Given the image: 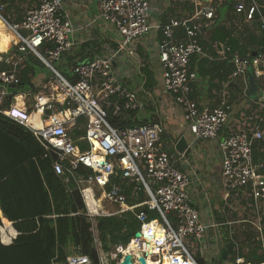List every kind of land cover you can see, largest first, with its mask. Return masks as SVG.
I'll use <instances>...</instances> for the list:
<instances>
[{
  "label": "built area",
  "instance_id": "built-area-1",
  "mask_svg": "<svg viewBox=\"0 0 264 264\" xmlns=\"http://www.w3.org/2000/svg\"><path fill=\"white\" fill-rule=\"evenodd\" d=\"M2 9L0 4V11ZM149 9V0H99V18L116 27L121 43L118 49L76 62L71 67V80L53 66L54 61L75 46L76 28L62 0H39L35 7L25 11L20 23L10 24L4 20L17 43L11 48L10 59L0 57V61L10 66L0 70V113L30 129L46 150L56 154L55 173L63 175L65 181L74 179L85 205V215L91 221L98 216L119 215L141 206L156 212L161 220L160 223L157 218L148 219L146 212L140 210L135 215L140 222L141 235H133L126 245H115L103 258L98 255L97 261L87 254H71L65 261L55 257L49 264H109L110 261L118 264L127 253L135 259L144 257L146 264L150 259L158 264L164 261L167 264H200L190 252L188 242H202L209 229H213L218 239L219 226L233 234L232 224L242 222L241 219H226L219 225L202 220L188 193L189 175L175 165L173 157L164 149L160 123L116 128L107 121L108 109L113 115H120L143 108L137 93L119 79L113 62L122 50L133 55L134 42L150 32ZM234 11L243 14L246 21L256 19L258 35L264 40V11L258 0H238ZM214 18V6L201 2L189 15L169 19L160 25L161 39L157 43L164 88L180 107L195 140L217 138L227 124L231 108L225 90L215 108L202 106L191 97L190 85L196 79V72L190 71L188 66L192 56H205L200 38ZM178 30H183L180 38H176ZM218 51L221 59L229 60L232 65L224 88L239 77L245 79L248 72L260 85L255 104L261 111L256 118L224 137L220 151L223 187L228 195L241 193L248 198V206L256 219L249 222L261 232L264 165L253 162L252 152L255 143H264V51L255 56H241L223 43L219 44ZM28 52L34 53L50 68V75L36 86L38 91L34 94L12 95L10 86L15 88L20 83L16 67ZM10 96L12 100L6 107ZM29 98L32 101L27 106L25 100ZM80 118L83 123L77 125ZM74 129L83 131L77 140L71 134ZM76 141L85 143L87 148L81 149ZM96 145L99 153H94ZM80 165L91 173L75 175L74 170ZM127 190L136 199L141 192L144 200L129 204ZM104 201L115 203L117 207L110 209ZM153 222L160 229L152 227ZM3 225L1 219L0 240L10 244L16 234L5 230V241ZM158 232L162 234L159 237L156 236ZM132 240L135 244L129 248ZM231 262L264 264V260L250 262L239 255Z\"/></svg>",
  "mask_w": 264,
  "mask_h": 264
},
{
  "label": "trees",
  "instance_id": "trees-1",
  "mask_svg": "<svg viewBox=\"0 0 264 264\" xmlns=\"http://www.w3.org/2000/svg\"><path fill=\"white\" fill-rule=\"evenodd\" d=\"M233 1L227 0L224 3L230 7ZM0 4H6L3 17L10 24L21 22L20 12L14 19L8 14L16 4L15 0H0ZM253 27L242 25L239 28L233 21L225 25L218 24L213 30L211 41L227 38L232 51L241 56L252 54L254 51L259 52L264 48V40L257 34L259 23L256 19L253 21ZM0 29H6L1 19ZM10 36L12 43L15 38ZM182 36L183 30H178L176 38ZM200 44L202 46L204 44L201 38ZM15 47L12 45L13 49ZM212 56L214 57L213 52ZM205 65L214 68L215 62L209 61L208 57L194 55L188 68L190 71H195L197 76V73L201 74V69ZM220 65L221 69H224L223 77H228L232 69H228L227 63L223 62ZM44 66L34 53H25L16 67L20 83L11 89L12 95L19 92L33 94L37 92L33 79L40 73L39 68ZM9 68V65L0 61V70ZM54 68L58 70L56 66ZM67 78L71 80V77ZM193 82L190 85L191 90ZM11 100L12 96L7 99L6 107ZM259 111L260 108L255 107L250 112L256 118ZM129 112H131L128 113L129 116L113 115L111 109H108L107 121L116 128L132 126L136 122L129 119L133 114L132 111ZM77 122V125H81L83 120L80 118ZM82 132L78 129L71 131L74 140H77ZM76 143L81 149L87 148L83 142L76 141ZM55 160L56 154L46 150L30 129L0 113V226L2 217H6L13 222L14 228L19 232L8 245L0 241V264H49L55 257L57 260L65 261L66 256L72 253L73 249L97 261L95 248L90 246L93 241L94 226L85 215V205L74 179L69 178L65 181L63 175L56 174L53 169ZM74 173L86 175L91 171L80 165ZM127 194L129 204L144 200L141 192L137 199L129 197V190ZM140 210L146 212L148 219L158 217L156 212L141 206L134 211H125L119 215L95 218L97 237L104 251H111L115 245H126L130 241L134 231L140 229V222L135 215ZM7 219H5L6 228L15 235L16 232ZM218 219L221 222L226 221L222 213ZM244 222L240 239L235 231L230 234L229 229L219 233L221 249L217 262L224 259L223 251L226 253V259L231 261L236 255L250 262L264 260V215L260 219L261 232L256 231L249 221ZM195 258L200 264H206L199 254L195 255Z\"/></svg>",
  "mask_w": 264,
  "mask_h": 264
},
{
  "label": "crops",
  "instance_id": "crops-1",
  "mask_svg": "<svg viewBox=\"0 0 264 264\" xmlns=\"http://www.w3.org/2000/svg\"><path fill=\"white\" fill-rule=\"evenodd\" d=\"M98 1L99 0H62L64 9L76 28L73 34V39L75 41L74 48L72 51L65 53L61 59L56 60L57 71L65 77H71V67L76 62L84 61L96 55L106 54L111 49H118L121 43L122 38L116 27L99 18ZM226 1L227 0H207L206 2L202 0H149L150 32L134 42L132 45L133 55H128L125 50H122L113 62L114 69L121 82L134 90L143 103V108L132 111L133 114L129 119L136 122V124L160 123L162 126L161 140L164 149L173 157L175 165L182 172L188 174L191 179L188 193L192 203L198 209L200 217L206 223H217L219 225L223 223L218 219L220 213L227 219L226 215L228 212H226V209L231 207L235 209L231 205L234 197L235 202L240 198L242 204L248 206L249 200L247 203H243V201L248 199L244 194L238 193L236 195L235 193H230L228 195L223 187L221 179L220 143L231 131L243 127L248 120L251 121L250 119L254 118L250 111L258 107L255 101L259 95L260 86L259 81L254 79L255 92L253 95L248 94L250 87L248 78L249 74H251L248 72L245 79L239 77L233 80L228 87H223L228 77H223L222 73L224 69H221L220 64L223 62L227 63L229 65L228 69H232V65L229 60L225 62L226 60L221 59L218 50L219 44H229L227 38L224 40L218 39L216 41H211L213 30L218 24L225 25L229 24L230 21H233L239 28H241L242 25L254 28V20L246 21L243 14L240 16L234 11V5L238 0L232 2L229 7V13L225 16L223 21L219 22L220 13L218 7ZM258 1L263 6L264 11V0ZM24 2L25 0H15L16 4H14L8 13L12 19L16 18V15L20 12L19 6L22 7ZM38 2L39 0H27L24 5L26 6L25 11L35 7ZM201 2L212 4L215 8V18L201 37L204 43L202 46L205 52L204 57H208L209 61L215 62V65L214 68H209L205 65L201 69V74L197 73L196 79L193 82L191 95L200 105L215 108L220 103L222 91L225 90L228 93L227 96L231 108L228 112L227 124L222 128L217 138L195 140L188 129L187 123L184 121L180 107L175 103L173 96L164 88L162 66L159 60L157 43L161 39L160 25L167 22L169 19H179L189 15L194 9V6ZM5 6L6 4L3 5V8H5ZM2 10L0 11V19L4 22V20H7L3 17ZM24 13L22 14V18ZM5 31L8 36H0V50L5 49L4 53H0L1 56L4 54H11L12 45L17 43V40H13L11 43V36L6 29ZM212 52L214 57L212 56ZM49 75L50 73H38L33 79L35 86H38L41 82L46 80ZM128 113L131 112L124 111L121 115L126 114L129 116L130 114ZM182 136L186 138L188 147L190 148L187 152H178L176 149V144ZM263 155L264 144L256 143L252 152L253 162L255 164L264 165ZM262 173L264 174V168L262 169ZM129 197L136 199L131 195H129ZM2 219L4 220L7 218L3 217ZM7 221L12 222L8 219ZM92 223L93 226L96 224L95 219ZM11 226L14 228L13 222ZM14 230L17 236L19 232L15 228ZM209 232L205 240L199 242V244H204L203 247L199 249V255L204 261L206 260L207 263L212 264L209 261L218 258L220 249L218 247V239L215 238L216 244H214ZM93 238L95 240L93 243L95 245V252L97 256L99 255L103 258L105 253L108 254L109 251L106 252L102 249L97 237V232L96 236L94 233ZM1 243L4 244L3 242ZM213 245H216V248L213 247ZM71 254L80 253H77L73 249L72 253L68 255ZM217 260H219V258ZM109 264H111V261Z\"/></svg>",
  "mask_w": 264,
  "mask_h": 264
},
{
  "label": "rangeland",
  "instance_id": "rangeland-1",
  "mask_svg": "<svg viewBox=\"0 0 264 264\" xmlns=\"http://www.w3.org/2000/svg\"><path fill=\"white\" fill-rule=\"evenodd\" d=\"M26 2H27V0H25V2H24V4H23L22 7L19 6V8H20L19 10H20V14L21 15L24 13V11L26 9V6H24L26 4ZM218 9H219V13H220V16L218 15L219 16L218 21L221 22V21L224 20L225 16L229 13V5L226 4V3H222L218 7ZM4 11H5V8H3V10H2V14L4 13ZM12 11H14V10H12ZM3 24L6 26L7 32L10 35H12L15 38L14 41H16L17 39H16L14 33L9 29L8 25L6 23H4V22H3ZM0 36H8L7 33H6V31H5V29H0ZM56 65H57V63H56V61H54L53 62V66H56ZM39 69H40V71H39L40 73H46L47 74L50 71V68L48 66H46V65L44 67L39 68ZM253 82H255L254 78H253ZM25 101L27 102V106H28L31 103L32 100L29 98V99H26ZM77 190L79 191L78 188H77ZM234 199H235V197L233 198V201H232L231 205L235 209H232V207L231 208H227L226 209V212H228V213H227L226 217H227L228 220H230V219L231 220H240V219L242 220L241 223L232 224V229L237 233L238 239H240V237H241V230H243L244 229V226H245V225H243L245 223L244 221H247V220L248 221H256V219H255V216H254L253 212L251 211V209L247 205H243L240 198H239V200H236L237 202H235ZM245 201L247 203L248 199L245 200ZM104 204H105V206L109 207L110 209H115L117 207V205L115 203H110L108 201H104ZM157 219L161 223V220L158 217H157ZM4 228L5 227L3 225L2 230H4ZM95 230L96 229H95V224H94V227L92 229V232H93L92 237L94 236V233H95V236H96ZM218 230H219V233H223V231L225 230V228H224V226H219L218 227ZM209 231H210L209 232L210 235L212 236L213 243L216 244V241H215L216 235H215L213 229H209ZM94 242H95V240L93 238L92 244L90 243V246L91 247H95V245L93 244ZM203 245H204L203 243L199 244L198 242H196V243L189 244V242H188V245L187 246H188L190 252L195 256V255L199 254V249L202 248ZM213 247L216 248V245L215 246L213 245ZM217 259L218 258H214V259H212V261L210 260L209 262H211L212 264H233L231 262V260L226 259V258H224L221 262H217ZM204 262L206 264H209V263L206 262V260Z\"/></svg>",
  "mask_w": 264,
  "mask_h": 264
},
{
  "label": "water",
  "instance_id": "water-1",
  "mask_svg": "<svg viewBox=\"0 0 264 264\" xmlns=\"http://www.w3.org/2000/svg\"><path fill=\"white\" fill-rule=\"evenodd\" d=\"M202 1L206 2L207 0H202ZM263 51H264V48H262L260 50V52H263ZM256 54H257V51H254L252 53L253 56H255ZM248 79H249V85H250L249 90H248V94L253 95V93L255 92V86H254L253 77L251 74H249ZM13 87H14V85L10 86V88H13ZM176 149L178 150V152L189 151L190 148L188 147V142L184 136L179 138V140L176 144ZM133 235L135 237H139L141 235V233L139 231H134ZM218 247H219V249H221L219 239H218ZM222 257L226 258L225 251L222 252ZM118 264H146V261H145L144 257H142V256L135 259L132 254L127 253L122 257V260Z\"/></svg>",
  "mask_w": 264,
  "mask_h": 264
},
{
  "label": "bare ground",
  "instance_id": "bare-ground-1",
  "mask_svg": "<svg viewBox=\"0 0 264 264\" xmlns=\"http://www.w3.org/2000/svg\"><path fill=\"white\" fill-rule=\"evenodd\" d=\"M5 52V49L4 50H0V53H4ZM7 54V53H6ZM0 57H2V58H6V59H10L11 58V54H9V55H3V56H1L0 55ZM19 103H21V102H19ZM35 116V115H34ZM99 149H98V147H97V145L94 147V153H99ZM96 155V154H95ZM6 225H7V223H6V220L4 219V230H2V238L5 240V241H7V237L5 236V230H8L9 232H10V230H9V228H6ZM151 226L152 227H154L155 229L156 228H159L158 226H157V223L156 222H153L152 224H151ZM160 229V228H159ZM11 233V232H10ZM12 234V233H11ZM162 234H161V232H158L157 234H156V236L157 237H159V236H161ZM134 244H135V241L134 240H132L131 242H130V245H129V248H131V247H133L134 246ZM150 248V247H149ZM148 264H158L157 262H155V261H152L151 259L150 260H148ZM163 264H167L166 263V261H164V263Z\"/></svg>",
  "mask_w": 264,
  "mask_h": 264
}]
</instances>
